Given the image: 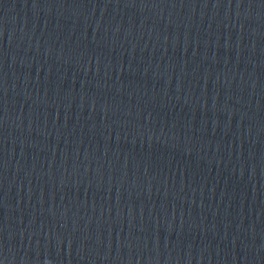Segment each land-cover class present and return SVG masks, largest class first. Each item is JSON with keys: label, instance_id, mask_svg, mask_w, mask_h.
<instances>
[{"label": "water", "instance_id": "obj_1", "mask_svg": "<svg viewBox=\"0 0 264 264\" xmlns=\"http://www.w3.org/2000/svg\"><path fill=\"white\" fill-rule=\"evenodd\" d=\"M0 251L264 264V0H0Z\"/></svg>", "mask_w": 264, "mask_h": 264}]
</instances>
